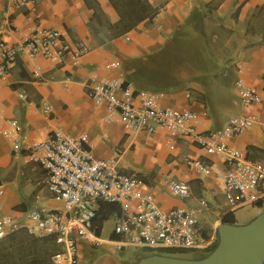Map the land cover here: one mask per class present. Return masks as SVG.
<instances>
[{
  "label": "crops",
  "instance_id": "obj_1",
  "mask_svg": "<svg viewBox=\"0 0 264 264\" xmlns=\"http://www.w3.org/2000/svg\"><path fill=\"white\" fill-rule=\"evenodd\" d=\"M37 27L60 30L66 40L84 42L91 51L62 61L21 56L0 78V218L14 216L30 225L25 218L29 210L63 208L47 186L45 169L26 150L30 142L47 140L59 129L85 136V146L96 157L119 154V170L136 176L140 190L152 193L162 209L195 208L205 232L217 233L218 245L222 227L245 228L264 213V182L258 200L234 210L225 196L227 166L222 155L167 129L133 131L119 116L108 119L106 106L93 99L97 82L122 75L137 91L163 92L162 106L195 111L201 131L222 130L232 116L247 115L252 126L229 142L245 150L251 161L264 163V0H34L27 5L0 0V40L20 42ZM190 38L194 42L187 48L198 56L179 60L181 45ZM167 52L175 57H167ZM112 61H119L120 67H107ZM36 67L45 75L43 80L34 76ZM240 75L259 93L261 102L243 104L236 87ZM135 102L140 103L139 96ZM6 120L20 125L23 140L17 146L2 134ZM192 159H201L211 173L191 166ZM174 181L188 182L189 197L172 194ZM125 207L135 212L138 206L131 200L98 202L94 226L104 219L97 235L100 243L78 239L81 264L201 263L214 255L211 251L196 258L183 254L188 249L129 243L128 235L115 233ZM18 235L47 245L43 258L24 256L27 264H54L53 255L62 246L52 237L31 235L25 227L0 240L1 254ZM0 264L10 262L0 259Z\"/></svg>",
  "mask_w": 264,
  "mask_h": 264
},
{
  "label": "built area",
  "instance_id": "obj_2",
  "mask_svg": "<svg viewBox=\"0 0 264 264\" xmlns=\"http://www.w3.org/2000/svg\"><path fill=\"white\" fill-rule=\"evenodd\" d=\"M27 5L34 0H16ZM34 33L17 43L0 40V78L9 74L13 63L21 56H44L59 61L70 56L78 59L91 51L81 41L66 40L60 30L35 28ZM119 61L109 62L107 67H120ZM242 73V65L237 63ZM34 76L43 80L45 75L39 67L33 69ZM236 87L243 104L249 106L262 101V97L245 78L236 79ZM163 92L155 90L137 91L132 81L122 75L106 77L93 86V99L107 108V118L119 116L133 131L154 133L167 129L174 134L191 137L212 154L222 155L227 166L225 174V196L232 209H239L259 199V190L264 182V163L248 159L245 150L234 147L229 140L249 129L251 117L232 116L226 126L218 131H201L200 116L193 110L174 109L160 103ZM136 96L140 103L136 104ZM2 134L12 138L17 146L22 142L20 125L15 120H6ZM85 136H72L63 130L53 131L47 140L32 141L26 146L28 157L37 161L46 171L47 186L54 197L62 202V209L33 208L25 218V225L14 216L0 218V240L9 234L27 228L31 234L53 237L62 249L53 255L54 264H81L78 239L98 244L95 231L99 201H135L137 210L118 219L115 233L128 235L129 243L150 247L213 251L218 243L216 232L206 233L199 224L195 208L177 206L162 209L152 193L140 190L141 181L134 175L119 170L120 155L96 157L85 146ZM188 163L204 174H210V167L201 159ZM2 181L0 180V187ZM173 195L186 199L190 186L186 181L170 184ZM3 193V190H0Z\"/></svg>",
  "mask_w": 264,
  "mask_h": 264
},
{
  "label": "water",
  "instance_id": "obj_3",
  "mask_svg": "<svg viewBox=\"0 0 264 264\" xmlns=\"http://www.w3.org/2000/svg\"><path fill=\"white\" fill-rule=\"evenodd\" d=\"M214 255L201 263L164 260L161 264H264V213L245 228L224 226Z\"/></svg>",
  "mask_w": 264,
  "mask_h": 264
},
{
  "label": "rangeland",
  "instance_id": "obj_4",
  "mask_svg": "<svg viewBox=\"0 0 264 264\" xmlns=\"http://www.w3.org/2000/svg\"><path fill=\"white\" fill-rule=\"evenodd\" d=\"M204 28H205L204 31H206L205 33H207L208 32L207 27H204ZM193 42H194V40L192 38H190L189 40H186L181 45L184 47V50H183V52L178 53L179 60H183L181 58L182 56H183L184 60L186 58H188L189 60H192L196 56H198L197 53H194L193 49L189 50L187 48L188 46H191V43H193ZM166 55H167V57H173V56L175 57V53H171V52H167ZM188 59H186V60H188ZM174 63H175V66L179 64L177 62V59L176 60L174 59ZM170 65L171 64L169 63L167 65V67H169ZM233 65L235 67H237L236 63H233ZM239 215L243 220V209L239 212ZM16 232H13V233L9 234L8 236H13V234ZM31 235H33V234H31ZM13 238L15 240H12L10 243L5 245L4 248H6V249L2 252V254H4V255H2L1 251H0V259L7 260L10 262V264H24V261H25V264H27V262L29 263V261H28L29 259L23 260L24 256L28 257V258H39V257L43 258L47 252V249L45 247L47 245L42 244L36 238L32 239V238H29L28 236H24V235H22V236L18 235L17 237H13ZM54 244H57V243L54 242ZM17 246H18V248H17ZM9 248H11V249L9 251H6ZM206 252H211V251L191 250V251H187L186 253H183V254L193 256L196 258H205Z\"/></svg>",
  "mask_w": 264,
  "mask_h": 264
},
{
  "label": "trees",
  "instance_id": "obj_5",
  "mask_svg": "<svg viewBox=\"0 0 264 264\" xmlns=\"http://www.w3.org/2000/svg\"><path fill=\"white\" fill-rule=\"evenodd\" d=\"M106 202V201H105ZM103 221H104V219H100V225L99 226H97V227H95V231H96V233L97 234H99V232H100V228H101V226H102V223H103ZM234 222V219H231V223H233ZM53 238V237H52ZM55 242V241H54ZM56 243V242H55ZM58 251V250H57Z\"/></svg>",
  "mask_w": 264,
  "mask_h": 264
}]
</instances>
